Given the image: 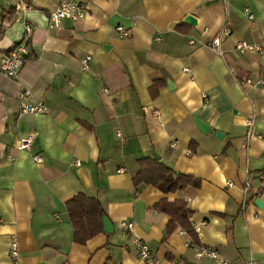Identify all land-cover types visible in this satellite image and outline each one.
I'll return each mask as SVG.
<instances>
[{"label": "crops", "instance_id": "crops-1", "mask_svg": "<svg viewBox=\"0 0 264 264\" xmlns=\"http://www.w3.org/2000/svg\"><path fill=\"white\" fill-rule=\"evenodd\" d=\"M60 1L0 0V57L26 35L30 50L16 78L0 72V264H12V235L19 264H149L135 238L149 244L157 264H218L198 257V244L181 227L167 234L169 215L153 208L163 198L186 200L201 245L229 264H264V208L255 205L257 198L264 205V86L237 82L264 78V56L236 49L240 40L264 45V0H87L83 20L52 29ZM228 9L232 33L221 56L208 43ZM188 14L196 26L183 21ZM119 25L128 36L120 37ZM86 55L92 60L84 69ZM154 81L162 83L156 98ZM25 90L47 110L22 112ZM27 137L33 143L21 149ZM155 154L200 184L136 189L138 160ZM81 192L97 196L114 225L85 244L73 240L66 210ZM123 221L133 229L124 230Z\"/></svg>", "mask_w": 264, "mask_h": 264}, {"label": "built area", "instance_id": "built-area-1", "mask_svg": "<svg viewBox=\"0 0 264 264\" xmlns=\"http://www.w3.org/2000/svg\"><path fill=\"white\" fill-rule=\"evenodd\" d=\"M210 1H223L227 6L229 4L228 0H210ZM89 13V6L87 0H61L58 8L54 10L50 14V28L56 29L61 28L62 21L65 19H69L73 22H79L83 20ZM245 15L249 20H254L255 14L249 8H245L244 10ZM229 19V9L226 11V22L221 26L218 33L213 37V39L208 43L218 54L221 56H225V52L222 48L223 39L229 36L232 33L230 26L228 25ZM116 29L120 32V37H126L129 35V32L125 30L122 25L116 27ZM191 43H195V40H191ZM236 49L240 53H247V52H255L260 53L264 56V45L258 43H249L245 40H240L236 43ZM29 44H28V36L26 35L25 38L17 44L13 49H11L8 53L3 54L0 57V72L4 73L11 78H16L19 74L21 67L23 66L26 57L28 56ZM92 60L91 55H86L82 59L83 68L86 69L89 66L90 61ZM230 72L234 73V69L229 67ZM185 71L189 72L190 68H185ZM237 82L240 85H253V86H264V78H259L257 80H253L252 78H246L245 80L237 79ZM203 98L205 101H208L209 97L206 93L203 94ZM19 101H20V109L22 112L26 113H41L47 110V105L41 99L37 100L33 97V95L28 91H22L19 94ZM146 111L147 109L144 108ZM153 113H157L153 111ZM255 117L256 111L254 110L251 117L247 119V125L249 130V135L251 131H253L255 125ZM33 143L32 137L22 138L20 142L21 149L30 148ZM33 159L36 162H42L43 157L41 154H35ZM80 164L79 161L76 162ZM261 178H264V174L261 175ZM228 185L233 186L234 183L232 181L228 182ZM252 187L251 179L248 177L245 181L244 185V193L247 194ZM122 228L124 230H131L134 227V223L131 221H123L121 223ZM134 245L138 251L139 256L145 260L149 264H157L158 259L154 255L151 247L147 244L144 240L140 238L134 239ZM195 250L197 256L200 258H213L215 259L218 264H229L225 258H223L220 253L211 247L203 246V245H195ZM9 256L11 259L12 264H19L20 252H19V245H18V238L16 235H12L11 242H10V249H9ZM254 264V263H251Z\"/></svg>", "mask_w": 264, "mask_h": 264}, {"label": "trees", "instance_id": "trees-1", "mask_svg": "<svg viewBox=\"0 0 264 264\" xmlns=\"http://www.w3.org/2000/svg\"><path fill=\"white\" fill-rule=\"evenodd\" d=\"M14 8L11 7L9 11L14 10ZM161 84L160 81H154L150 86L149 91L153 98L158 97ZM196 145L197 143L192 141L193 150H195ZM138 162L139 168L132 176L133 185L136 189L142 184H147L166 192H175L190 185L200 184V180L191 175L177 173L172 167L154 156L140 158ZM153 208L169 215L167 234L172 233L177 227H181L191 236L194 243L201 245L197 230L191 220L193 210L186 200L163 198L156 202ZM66 210L73 226V240L76 243L85 244L93 236L104 232L103 217L107 216V212L97 196L81 192L66 202Z\"/></svg>", "mask_w": 264, "mask_h": 264}, {"label": "water", "instance_id": "water-1", "mask_svg": "<svg viewBox=\"0 0 264 264\" xmlns=\"http://www.w3.org/2000/svg\"><path fill=\"white\" fill-rule=\"evenodd\" d=\"M183 21L186 23L192 24L194 26H196L198 24V20H197L196 16H194L192 14L186 15L185 18L183 19ZM194 120H195L196 125L198 126V128L202 132L208 133L210 131V126L206 122H204V121H202L196 117L194 118ZM212 133L215 134L216 136H218L219 138L224 136V134L220 131H212ZM155 158L160 159L158 154H155ZM255 205L264 208V205H263L261 198H257L255 200ZM103 224H104V231L105 232L110 233V232L114 231V225H113L112 221L106 215L103 217ZM41 264H45V263L42 262Z\"/></svg>", "mask_w": 264, "mask_h": 264}]
</instances>
